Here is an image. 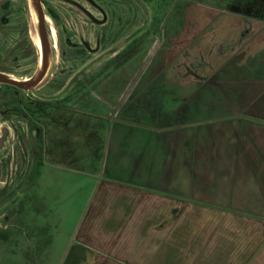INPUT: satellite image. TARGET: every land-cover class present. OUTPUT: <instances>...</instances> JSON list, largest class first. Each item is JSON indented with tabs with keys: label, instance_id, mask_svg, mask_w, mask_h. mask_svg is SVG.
Returning <instances> with one entry per match:
<instances>
[{
	"label": "crops",
	"instance_id": "0c3cea01",
	"mask_svg": "<svg viewBox=\"0 0 264 264\" xmlns=\"http://www.w3.org/2000/svg\"><path fill=\"white\" fill-rule=\"evenodd\" d=\"M152 63L151 92L106 120L99 170L79 172L75 221L8 226L23 260L264 264V0H185Z\"/></svg>",
	"mask_w": 264,
	"mask_h": 264
},
{
	"label": "rangeland",
	"instance_id": "374dc122",
	"mask_svg": "<svg viewBox=\"0 0 264 264\" xmlns=\"http://www.w3.org/2000/svg\"><path fill=\"white\" fill-rule=\"evenodd\" d=\"M41 1L49 36L46 74L29 90L0 83V233H9L0 239V264L53 263L35 260L36 254L23 260L27 242L8 226L38 223L46 232L44 224L54 226L59 218L67 222L62 229L75 221L92 188L80 170H99L106 120L148 91L154 53L169 47L185 3ZM7 2L0 6V72L15 79L35 77L41 43L32 0Z\"/></svg>",
	"mask_w": 264,
	"mask_h": 264
},
{
	"label": "water",
	"instance_id": "95a60500",
	"mask_svg": "<svg viewBox=\"0 0 264 264\" xmlns=\"http://www.w3.org/2000/svg\"><path fill=\"white\" fill-rule=\"evenodd\" d=\"M7 1L9 0H0V6ZM32 4L36 12L37 21H38V34L41 43V68L37 76L27 79H15L0 72V83L9 84L22 90H29L30 88L36 86L44 78L47 71V51L49 47V36L46 26L44 7L41 0H32ZM6 133L7 130L3 129L2 130L3 136H5ZM2 141L3 138H0V146L2 144ZM0 177H1V163H0Z\"/></svg>",
	"mask_w": 264,
	"mask_h": 264
},
{
	"label": "trees",
	"instance_id": "16d2710c",
	"mask_svg": "<svg viewBox=\"0 0 264 264\" xmlns=\"http://www.w3.org/2000/svg\"><path fill=\"white\" fill-rule=\"evenodd\" d=\"M8 4V2H5L4 4H2L1 6L2 7H5L6 5ZM35 51V50H34ZM5 88H14V89H16V87L15 86H12V85H9V84H2ZM17 89H19V88H17Z\"/></svg>",
	"mask_w": 264,
	"mask_h": 264
},
{
	"label": "bare ground",
	"instance_id": "6f19581e",
	"mask_svg": "<svg viewBox=\"0 0 264 264\" xmlns=\"http://www.w3.org/2000/svg\"><path fill=\"white\" fill-rule=\"evenodd\" d=\"M34 14L36 15L35 11H34Z\"/></svg>",
	"mask_w": 264,
	"mask_h": 264
}]
</instances>
